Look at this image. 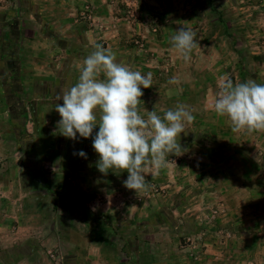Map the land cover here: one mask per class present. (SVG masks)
<instances>
[{
  "label": "rangeland",
  "instance_id": "rangeland-1",
  "mask_svg": "<svg viewBox=\"0 0 264 264\" xmlns=\"http://www.w3.org/2000/svg\"><path fill=\"white\" fill-rule=\"evenodd\" d=\"M18 1L0 0V149L8 148L17 153L15 158H18L19 165H27L32 158L37 165L31 168H39L42 162L54 164L59 157L62 171H76L80 160L84 165L95 163L92 171H78L77 178L68 176L67 188L70 191L84 190L94 178L99 200L104 199L103 192H108L115 195V199L116 195H121L118 196L121 199L125 196L129 201L140 203L155 200L159 207L170 205L165 201L173 194L177 197L191 194L195 186L186 187L185 184L199 178L221 183L229 178L237 182V193L242 195L248 192L243 184L247 180L264 181V157L261 155H264V132L233 133L227 118L218 117L213 110L221 78H230L234 83L249 80L264 83L262 0H89L79 10L76 24L86 32V43L79 46L77 52L81 58L76 60L60 50L55 51L60 63L58 67L71 69L70 72L63 69L62 77H78L84 59L96 44H101L111 49L117 59L130 64L133 70H139L144 75L152 72L153 86L142 88L144 95L139 105L142 116L146 117L147 111L154 109L163 116L165 111L174 109L177 104L186 105L195 116V120L187 125V134H180V143L186 149L184 154L170 156L168 166L159 171L146 169L144 174L150 187L137 193L124 186L128 176L126 171L112 169L107 175L98 171L96 162L99 156L92 147L91 137L84 139L77 134V139L73 141L59 134L57 122L60 116L54 110L57 101L47 95L48 91L55 90L53 84L49 86L52 76L48 83L31 81L32 90L27 96L31 102L20 101L23 86L19 75L24 66L21 53H25V66L29 70L27 67L32 66L33 53L38 52L33 48L45 52L51 46L45 42L51 28L39 29L22 20L25 14ZM22 21L26 26L21 25ZM178 27L191 28L198 34L200 45L193 50L189 62L183 60L170 42ZM52 31L57 35L56 43L68 47L74 56L73 46L76 43L66 41L72 40L69 37L72 29L65 34L57 33L55 29ZM52 58L46 54L41 56L45 66ZM12 70H15L13 80L8 85L6 76ZM172 77L178 83L170 84ZM60 91L53 92V95ZM59 103L62 104V101ZM99 115L97 111L98 120ZM27 119L36 122L29 125ZM98 130L97 126L93 136ZM54 147L57 148L55 153ZM40 148L47 152L44 155L36 153L35 149ZM81 150L87 154V159L74 155ZM59 151L63 154L60 155ZM2 159L0 150V165ZM217 165L221 167L217 169ZM51 167H41L43 171H37L45 175L55 173ZM223 167L220 171L219 168ZM27 176L34 181L36 175ZM29 179L23 177V183ZM37 180L40 186L45 187L42 177L38 176ZM251 185L248 186L249 191ZM123 190L125 194L122 195ZM229 193L230 190H227L226 194ZM251 193L261 194L256 188ZM206 210L208 214L204 220L210 225L218 222V210L211 206ZM161 215L163 219L168 217L165 210L161 211ZM63 225L69 226L68 223ZM116 237L111 235V245L104 251L107 257H111L113 263L132 258L130 250H115L117 245L112 242L113 239L117 241ZM188 239L187 236L180 238L181 245L189 242ZM149 252L143 250L147 254L143 262H149ZM50 255L45 256L44 264L55 261ZM157 259L163 264L168 261L166 253L160 250L157 251Z\"/></svg>",
  "mask_w": 264,
  "mask_h": 264
},
{
  "label": "crops",
  "instance_id": "crops-1",
  "mask_svg": "<svg viewBox=\"0 0 264 264\" xmlns=\"http://www.w3.org/2000/svg\"><path fill=\"white\" fill-rule=\"evenodd\" d=\"M87 1H18L25 14L22 20L39 29L51 28L45 37V42L51 46L45 52L33 48L38 52L33 53L32 66L27 67L29 70L25 66V53H21L24 66L19 75L23 86L20 101L31 102L27 98L28 91L32 90L31 81L48 83L52 79L49 86L53 84L55 90L48 91L50 93L47 95L54 101L57 94L53 95V92L67 91L77 81V76L62 77L63 69H71L58 67L60 63L55 51H61L74 60L81 58L77 50L86 43L87 36L76 24L78 20L75 17ZM21 25L26 26L23 21ZM70 28L72 35L69 37L72 40L66 41L76 43L73 46L74 56L68 47L56 43L57 35L52 31L55 29L57 33L65 34ZM45 54L53 57L46 66L41 59ZM14 72L12 70L6 76V84L12 82ZM26 116L29 114L26 113ZM26 121L29 125L36 122L30 119ZM0 150L3 155L0 165V264H44L47 254H51L55 260L49 264H163L157 259L159 250L166 253L168 261L164 264H264L262 180H247L243 184L248 192L242 195L237 193V182L229 178L225 183L199 178L185 184L186 187L195 186L191 194L179 197L173 194L165 201L170 205L159 207L155 200L140 203L129 201L125 196L121 199L118 197L121 195H116L115 199V195L108 192H103L105 197L99 200L94 178L84 190L70 191L67 188L70 177L77 178L78 171H92L95 163L84 165L80 160L76 171H62L61 158L58 157L54 164L44 161L39 168H31L37 165L36 160L30 158L27 165L21 166L16 160L18 158H15L17 153L8 148ZM45 151L35 149L36 153L43 155ZM56 151L54 147L53 152ZM59 153L63 154L61 151ZM50 165L55 173L45 175L37 171H43L41 167ZM32 173L36 175L34 181L27 176ZM25 176L29 180L23 183ZM38 176L43 178L45 187L38 184ZM253 188L261 194L251 193ZM227 190H230L229 194H226ZM208 206L218 210L219 223L210 225L204 220ZM163 210L168 215L165 219L161 215ZM64 223L69 226H64ZM112 234L118 236V242L114 239L112 242L117 245L115 250H130L133 252L132 258L111 262V257H107L104 251L111 245ZM184 236L189 237V242L182 246L180 238ZM143 250L150 251L148 263L143 262L144 256H147ZM41 257H44L43 261Z\"/></svg>",
  "mask_w": 264,
  "mask_h": 264
},
{
  "label": "clouds",
  "instance_id": "clouds-1",
  "mask_svg": "<svg viewBox=\"0 0 264 264\" xmlns=\"http://www.w3.org/2000/svg\"><path fill=\"white\" fill-rule=\"evenodd\" d=\"M197 35L191 28L178 27L170 37L172 47L185 62L191 60L193 50L200 45ZM169 83L178 81L172 77ZM151 86L152 72L144 75L133 70L130 64L117 59L111 49L96 44L84 59L77 81L55 97L59 134L73 141L77 134L84 139L91 137L99 156L98 171L104 175L112 169L126 171L124 186L136 193L150 187L144 174L146 169L159 171L168 166L170 156L184 154L180 134L186 135L187 125L195 120L184 104H177L163 116L155 109L142 116V88ZM218 89L213 110L218 117L227 118L233 133L264 132V83H234L225 77ZM97 126L99 130L93 136ZM74 155L87 159L82 150Z\"/></svg>",
  "mask_w": 264,
  "mask_h": 264
}]
</instances>
